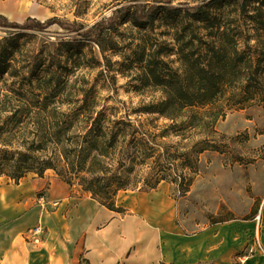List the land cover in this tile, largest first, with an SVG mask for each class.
<instances>
[{
	"label": "rangeland",
	"instance_id": "1",
	"mask_svg": "<svg viewBox=\"0 0 264 264\" xmlns=\"http://www.w3.org/2000/svg\"><path fill=\"white\" fill-rule=\"evenodd\" d=\"M207 2L0 0V16L17 24L27 18L54 20L42 31L27 32L37 53L54 52L61 42L73 47L72 56L62 61L82 66L71 72L64 97H95L101 106H118L123 115L161 98L146 77L145 61L175 60L173 35L185 26L183 18L160 14L150 27L136 28L124 8ZM110 20L114 27L99 38L104 53L77 35ZM9 33L0 28V39ZM0 80V86L12 82L6 75ZM215 130L224 137V153L199 155L198 172L184 198L165 181L150 191L121 192L117 203L124 214L107 211L52 171L41 177L27 174L16 183L0 178V264L8 263L6 253L12 244H23L22 238L35 244V227L37 264H88V253L96 264H264V112L257 106L232 110Z\"/></svg>",
	"mask_w": 264,
	"mask_h": 264
},
{
	"label": "trees",
	"instance_id": "2",
	"mask_svg": "<svg viewBox=\"0 0 264 264\" xmlns=\"http://www.w3.org/2000/svg\"><path fill=\"white\" fill-rule=\"evenodd\" d=\"M123 11L136 28L150 27L160 14L185 20L173 35L176 59L145 61L146 77L161 98L123 115L95 97H64L71 72L82 66L62 61L73 47L61 42L54 52L37 53L27 32L54 20L17 24L0 16V28L10 31L0 39V78L12 80L0 86V178L16 183L52 171L107 211L124 214L117 203L121 192L150 191L165 181L184 198L199 155L224 153L217 123L232 110L257 106L264 112V0L136 3ZM113 22L76 32L104 53L99 38ZM172 138L177 141H167Z\"/></svg>",
	"mask_w": 264,
	"mask_h": 264
},
{
	"label": "crops",
	"instance_id": "3",
	"mask_svg": "<svg viewBox=\"0 0 264 264\" xmlns=\"http://www.w3.org/2000/svg\"><path fill=\"white\" fill-rule=\"evenodd\" d=\"M22 240L24 243L17 242L15 248L13 247L15 243L12 244L3 259L4 262L7 260V264H37V244L33 245L32 243L25 242L23 238ZM87 263L96 264L90 253L87 254ZM175 263H182V261H176Z\"/></svg>",
	"mask_w": 264,
	"mask_h": 264
},
{
	"label": "built area",
	"instance_id": "4",
	"mask_svg": "<svg viewBox=\"0 0 264 264\" xmlns=\"http://www.w3.org/2000/svg\"><path fill=\"white\" fill-rule=\"evenodd\" d=\"M33 242L36 244L37 243V227H35V229L32 231L31 233Z\"/></svg>",
	"mask_w": 264,
	"mask_h": 264
}]
</instances>
